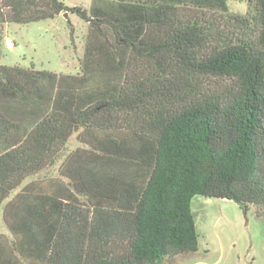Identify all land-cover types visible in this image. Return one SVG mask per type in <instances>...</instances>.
Here are the masks:
<instances>
[{
  "label": "trees",
  "instance_id": "16d2710c",
  "mask_svg": "<svg viewBox=\"0 0 264 264\" xmlns=\"http://www.w3.org/2000/svg\"><path fill=\"white\" fill-rule=\"evenodd\" d=\"M229 2L0 0V264H163L197 195L264 218V0ZM65 12L77 73L2 63L5 25Z\"/></svg>",
  "mask_w": 264,
  "mask_h": 264
},
{
  "label": "rangeland",
  "instance_id": "374dc122",
  "mask_svg": "<svg viewBox=\"0 0 264 264\" xmlns=\"http://www.w3.org/2000/svg\"><path fill=\"white\" fill-rule=\"evenodd\" d=\"M63 1L71 7L89 8L92 0ZM229 5L233 11L247 10V0H230ZM87 32L88 23L69 12L54 19L7 24L2 63L34 65L36 69L57 73H77L84 55ZM80 146L77 136H73L68 150ZM58 167L33 178L56 176ZM192 208L200 235L199 250L179 255L163 264H264V218L257 217L253 207L244 213L233 200L197 195L193 198ZM0 233L12 238L3 221L2 211Z\"/></svg>",
  "mask_w": 264,
  "mask_h": 264
},
{
  "label": "water",
  "instance_id": "95a60500",
  "mask_svg": "<svg viewBox=\"0 0 264 264\" xmlns=\"http://www.w3.org/2000/svg\"><path fill=\"white\" fill-rule=\"evenodd\" d=\"M67 14V13H66Z\"/></svg>",
  "mask_w": 264,
  "mask_h": 264
}]
</instances>
